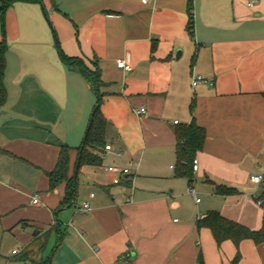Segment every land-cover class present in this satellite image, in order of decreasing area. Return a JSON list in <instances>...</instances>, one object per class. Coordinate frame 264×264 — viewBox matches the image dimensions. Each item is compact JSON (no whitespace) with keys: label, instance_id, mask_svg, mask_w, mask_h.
Returning <instances> with one entry per match:
<instances>
[{"label":"crops","instance_id":"1","mask_svg":"<svg viewBox=\"0 0 264 264\" xmlns=\"http://www.w3.org/2000/svg\"><path fill=\"white\" fill-rule=\"evenodd\" d=\"M247 1L8 0L0 251L10 244L15 264H232L235 243L219 245L198 221L218 211L251 230L263 224L264 185L250 176L264 173V0ZM62 52L99 67L98 92ZM194 74L205 81L193 86ZM98 96L112 149L75 179ZM192 122L206 139L190 181L177 174V129ZM63 145L77 196L62 206L67 181L52 190L48 174ZM111 166L129 168L131 181L114 184ZM240 252L237 264H264V242L245 239Z\"/></svg>","mask_w":264,"mask_h":264},{"label":"trees","instance_id":"2","mask_svg":"<svg viewBox=\"0 0 264 264\" xmlns=\"http://www.w3.org/2000/svg\"><path fill=\"white\" fill-rule=\"evenodd\" d=\"M0 16L4 20L6 8L8 6V0H1ZM190 3V22L189 30L193 33L194 30V18L192 14L193 5ZM8 44L5 39L0 40V105L7 101V88L5 84V71H6V53ZM62 60L66 64H79L81 72L86 78H88L96 92L102 85L100 69L96 67L95 70L86 66L82 60L75 57H70L63 52L61 53ZM100 97L92 113L90 122L91 128L86 140L85 148L82 152L81 164H87L91 166L102 165L104 153L103 148L106 144V128L107 121L100 111ZM177 174L186 176L192 181L191 170L193 168V160L196 153L203 148L206 139V132L204 128L192 122L190 125H184L177 129ZM82 146V145H81ZM79 148V155L80 156ZM70 147L67 145L62 146L60 158L56 168L48 174L50 181V189L54 190L60 183L67 181L66 194L62 203L67 205L72 203L77 196V187L75 181L69 177L70 167ZM222 192H232L233 189L221 188ZM261 203L264 207V194L262 195ZM199 227H208L211 229L216 242L220 245L223 241L231 239L237 248V253L232 260V264H237L242 255L240 252L241 242L245 239H251L256 244L264 242V217L263 224L259 230H251L239 223L227 219L218 211H209L205 217L198 221ZM1 257V254H0Z\"/></svg>","mask_w":264,"mask_h":264},{"label":"built area","instance_id":"3","mask_svg":"<svg viewBox=\"0 0 264 264\" xmlns=\"http://www.w3.org/2000/svg\"><path fill=\"white\" fill-rule=\"evenodd\" d=\"M259 2V0H248L247 1V5L249 7H254L257 3ZM117 66L124 69V70H130L132 68L131 64L128 63L125 59H117ZM205 81L204 77L202 75H199V74H194L192 76V85L193 86H196L197 84H199L200 82H203ZM147 112V109L146 107L142 106L140 107L139 109L136 110V113L139 114V115H142V114H145ZM175 123H178V121H174ZM112 149V146L111 145H106L105 146V151H110ZM102 156L104 157V153L102 154ZM109 169L114 172V173H117L114 178H113V183L114 184H120L122 181L124 180H128V181H131V177L130 176H125L124 175H129L130 174V169L129 168H121V167H117V166H111L109 167ZM193 169L195 171H197L199 169V164L196 162L194 165H193ZM250 181L254 184H257V185H264V173H255V174H252L250 176ZM192 193L195 194L194 190H192ZM132 193L131 195H129L127 197V201L128 202H133V197H132ZM197 201H200L199 198H197ZM31 203L32 204H39L40 203V196L39 194H33L31 196ZM260 204L261 201H259ZM78 210L79 211H82V212H90L92 210V206L90 204V202L88 201H85L81 204V206L78 207ZM177 220V219H176ZM19 252V249H15L13 250V253H18ZM130 254L127 253L125 254V257H128Z\"/></svg>","mask_w":264,"mask_h":264},{"label":"rangeland","instance_id":"4","mask_svg":"<svg viewBox=\"0 0 264 264\" xmlns=\"http://www.w3.org/2000/svg\"><path fill=\"white\" fill-rule=\"evenodd\" d=\"M11 248L12 247L10 244H5L3 246V248L0 251V254H1L0 264H6L7 262H11L13 264L14 262H18V259H16V260L12 259L11 260V255H10ZM9 258H10V260H9Z\"/></svg>","mask_w":264,"mask_h":264},{"label":"water","instance_id":"5","mask_svg":"<svg viewBox=\"0 0 264 264\" xmlns=\"http://www.w3.org/2000/svg\"><path fill=\"white\" fill-rule=\"evenodd\" d=\"M95 112V111H94ZM93 112V113H94ZM91 122H90V124H89V126H88V129H87V132H86V135H85V137H84V141H83V143H82V146H81V150H80V156H79V158H78V162H77V165H76V170H75V175H74V177H75V179L78 177V172H79V169H80V165H81V158H82V152H83V150H84V148H85V145H86V140H87V137H88V134H89V131H90V128H91Z\"/></svg>","mask_w":264,"mask_h":264}]
</instances>
